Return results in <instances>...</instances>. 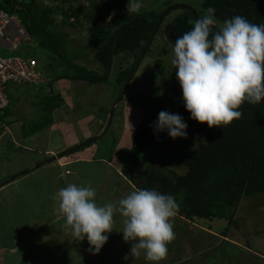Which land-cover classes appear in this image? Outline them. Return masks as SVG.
<instances>
[{
    "label": "rangeland",
    "instance_id": "rangeland-1",
    "mask_svg": "<svg viewBox=\"0 0 264 264\" xmlns=\"http://www.w3.org/2000/svg\"><path fill=\"white\" fill-rule=\"evenodd\" d=\"M153 1L145 2L144 8L154 5ZM162 2L165 1L162 0ZM127 3L128 0L47 1L49 6H56L68 12H79L78 18L81 25L76 28L67 25L64 30L70 35L75 56L82 57L75 62L100 74L104 72V69L94 58L92 48L88 47L92 39L90 28L95 25L112 26L119 19H128L132 14L126 11ZM163 3L158 4L160 8L156 7L166 11L172 6L187 5L192 6L197 15L201 10L200 0H173L170 6ZM144 8L141 11H146ZM183 9L185 8L173 10L164 18L123 100L117 105L125 85L117 82L118 73L132 64L125 53L114 58L112 75L103 83L53 81L62 72L61 67L49 60L36 58L45 77V83L14 86L15 93L17 90L19 94L12 93V103L9 106L13 114L6 120L5 125L0 127V138L11 128L18 130L20 123H25V130L30 131L34 125L45 118L44 100L52 97L49 96L50 84H54V94L59 98L52 101V104H61L54 112V123L50 130L42 133L45 140L35 143L37 146L32 145L33 147L48 145L45 150L48 148L54 152L50 153L52 157L44 159L36 169L37 175L40 172L38 178L46 176L49 182L37 183L36 176L28 174L25 181L22 180L11 190L4 192L14 196L13 209L11 205L8 207L12 210V219L16 221L14 225L17 227L21 225L26 230L24 233L19 232L18 229L15 232L10 231L13 225L10 226L7 217L0 212V223L3 227L0 230V238L3 237L2 240L6 243L15 244L12 234H22L21 240L23 238L26 241V247L19 257L22 256V259L26 261L25 264L34 262L35 259L37 261L43 259V262L38 264H151L145 260L143 252L138 257L131 255V242H125L122 234L126 218L119 213L114 217L115 223L113 231L108 234L109 240L99 254L89 251L90 246L86 238L83 241H76L69 228L66 227L67 230L62 228L65 226H61V230L56 228L61 225L59 221H62L64 217L59 209L56 193L69 184L90 185L97 192V203L103 205L107 202L118 203L120 199L137 190V187L122 175L117 153L122 148L131 147L136 129L144 119L150 118L153 125L161 111L175 114L174 104L184 103L181 86L179 89H173L180 83L171 63L174 47L171 38L176 39V37L171 29L168 30V25L178 15L184 13ZM56 19L59 22L60 14L56 16ZM76 19L74 18L71 22H75ZM17 25L22 29L19 22ZM16 32L13 38L21 41L26 49L25 52H29L28 48L32 46V42L26 35L20 36L19 32ZM2 55L16 54L3 53ZM164 72L166 76L173 73L170 77L164 78L166 86L159 80ZM161 82L163 90L157 89V94L161 96L157 98L159 103L161 102L158 104L153 99V95L155 86ZM183 105L180 104L182 111ZM113 108H115L113 121L105 133ZM187 133L186 139L173 140L166 131L161 132L160 136L156 134L155 139L158 144L155 139L150 144V150L157 153L156 157L162 154V148L168 149V155L162 162L164 168L161 173L164 176L172 178L174 175H184L188 171L182 159L199 148V140L188 128ZM14 134L10 137L5 135L0 141V148L4 146L7 148L6 150L4 148L5 154L0 151V178L5 182L14 178L15 175L10 176L11 171H18L22 164H30L35 157L39 159L37 150L35 154L25 151L16 141L19 138L18 134ZM93 138L98 139L79 150L66 153ZM181 197L182 195L174 198L177 205L180 204ZM19 210L27 216L14 217L15 212ZM53 214L56 215L54 219ZM236 215L239 228L237 230L231 228L227 235L223 236L220 231L227 227L225 221L195 220L192 222L176 214L171 221L175 239L168 244L167 258L161 264H185L189 261L192 262L188 264H264V194L244 197L236 210ZM45 219L49 222L53 221L51 225L54 229L52 226L45 227L43 224ZM15 240L21 243L19 238ZM28 243L30 247H27ZM207 251L210 253L209 260L197 262L194 260L196 256ZM18 261L21 260L18 259Z\"/></svg>",
    "mask_w": 264,
    "mask_h": 264
},
{
    "label": "trees",
    "instance_id": "trees-1",
    "mask_svg": "<svg viewBox=\"0 0 264 264\" xmlns=\"http://www.w3.org/2000/svg\"><path fill=\"white\" fill-rule=\"evenodd\" d=\"M47 1L49 0H0V8L15 15L22 29L29 35L32 46H29V52H26L28 55L32 58L49 60L61 67L62 72L53 81L103 83L112 75L114 58L125 53L132 64L126 70H121L117 76V82L121 85L125 84L161 15L165 12L164 9H159L158 4L163 3L162 0H154V5L144 8L146 11L133 13L125 20L119 19L114 24V28V25H95L90 28L92 39L88 47L92 48L94 58L104 69L100 74L75 62L82 57L75 56L70 35L64 30L67 25L72 28L81 25L79 12H68L56 6H49ZM147 1L149 0H144V3ZM164 1L163 5L173 4V0ZM200 1L201 10L198 17L202 18L207 8H215L217 28L222 27L225 20L236 15L246 17L254 24H264V0ZM183 11V14L178 15L168 25V30H172L176 39L191 30L197 20L192 10L183 9ZM59 14L60 20L57 22L56 16ZM74 18H77L76 21L71 22ZM176 39L171 38V41L175 43ZM22 50L26 49L22 48ZM171 75L172 72L168 76ZM168 76L164 72L159 79L164 83L163 85L167 84L164 78ZM162 82L157 83L154 88L153 99L158 104L161 102L159 103L157 98L161 96L157 94V89L163 90ZM53 87L54 84H50L49 96L52 97L44 100L45 118L30 131L25 130L26 126L23 125L24 137H32L53 125L54 112L61 105L52 104V101L59 99L55 96ZM179 87L180 84L175 85L173 89ZM9 96L11 105V91ZM180 104H174L175 114L184 118L190 132L199 140V148L182 159L188 171L184 175H174L172 178L161 173L164 168L162 162L168 155V149L162 148V154L157 157V153L150 150V144L153 143L156 134H153V129L150 127L152 125L150 118H146L138 125L131 147L122 148L117 153L121 173L137 189H156L175 199L182 195L177 214L186 221L192 222L225 221L227 227L220 232L223 236L227 235L231 228L236 230L239 228L236 210L243 198L264 194V103L256 106L245 103L240 109L244 113L243 117L222 128H209L206 123L201 124L191 119L190 113L185 107L182 111ZM12 114L10 106L0 113V127L5 125ZM159 140L161 141V138ZM159 143L161 145V142ZM161 164L162 166H159ZM208 251L196 256L194 260L196 262L209 260ZM190 262L192 261L185 264Z\"/></svg>",
    "mask_w": 264,
    "mask_h": 264
},
{
    "label": "clouds",
    "instance_id": "clouds-1",
    "mask_svg": "<svg viewBox=\"0 0 264 264\" xmlns=\"http://www.w3.org/2000/svg\"><path fill=\"white\" fill-rule=\"evenodd\" d=\"M143 8L144 0H128L126 11L139 14ZM205 11L191 30L175 40L171 63L190 118L209 128H222L243 117L240 109L245 103H264V24L236 15L216 28L215 8ZM150 127L154 134L166 131L173 140L188 136L184 118L169 111H161ZM56 196L65 227L76 241L86 238L93 254L108 242L119 213L126 218L122 234L125 242H131V255L143 252L151 264L167 258L168 244L175 239L171 221L178 210L172 196L145 188L118 203L100 205L92 186L76 184L61 188Z\"/></svg>",
    "mask_w": 264,
    "mask_h": 264
},
{
    "label": "crops",
    "instance_id": "crops-1",
    "mask_svg": "<svg viewBox=\"0 0 264 264\" xmlns=\"http://www.w3.org/2000/svg\"><path fill=\"white\" fill-rule=\"evenodd\" d=\"M12 90V93H15V89H11ZM15 94H19V92L17 93V90H16V93ZM23 125L24 126H26V124L25 123H20V125L18 126V130H16L15 128H11V130H7L6 131V129H5V131H6V134H2V138H0V141H2V139H3V137L5 136V135H8L9 137L11 136V135H13L14 133L17 135L18 134V136H19V138L21 139V140H19V138H17L16 139V141L17 142H19L21 145V147L22 148H24V150L25 151H27L28 153H33V154H35L36 153V150H37V153H38V155H39V159L38 158H33L31 161H30V164H22V166L20 167V169H18V171H14V172H12L11 171V175L10 176H12V175H15V178H13V179H11V180H9V181H7V182H5V181H3V179L1 180V178H0V181H3L2 183H0V209H2L0 212H2L3 213V216H6L7 217V221H8V223L10 224V226H12V229L10 230V231H13V232H15L16 231V229H18L19 230V232L21 231V233H24L25 232V230L26 229H24L21 225H19L18 227L17 226H15L14 225V223L16 222V221H14L13 219H12V216H11V214H12V210H9L8 209V207L11 205V208L13 209V205H12V201L14 200V196H12V195H10L9 194V192H7V194H5L4 192L5 191H9V190H11L14 186H17L18 184H20V182L22 181V180H26L27 179V175L28 174H32L33 176H36V179H37V183H42V184H46L47 182H49V179H48V177H46V176H43V178H38L39 177V174H40V172H39V174L37 175V172L36 171H38V170H36L37 169V165H39L40 163H42V161H44V159H48L52 154H50V153H54L53 151H52V149H48L47 148V150H45V148L48 146H44V147H33L32 145H34V146H37V144L35 145V143H38V141H44L45 139H44V136L42 137V133H46L47 131H49L50 130V128L49 129H47V130H45V131H41V132H39V133H37L36 135H34V136H32V137H29V138H26V137H24V133H23ZM14 133H13V132ZM13 133V134H12ZM14 134V135H15ZM13 137V136H12ZM1 143V142H0ZM20 147V148H21ZM4 148H5V150L7 149L5 146H4ZM4 148H0V151H2L3 153H4ZM5 154V153H4ZM41 156V157H40ZM46 157V158H45ZM52 157V156H51ZM26 169V170H25ZM44 169H48V168H44ZM24 170V171H23ZM34 170V171H33ZM20 171H22V172H25V173H22V172H20ZM31 171V173H28V172H30ZM27 172V173H26ZM20 174H22V175H20ZM19 175V176H18ZM19 178V179H18ZM14 180V181H13ZM67 183H69V182H67ZM6 195H7V198H6ZM15 212V211H14ZM18 212L20 213V214H18ZM16 214H14V217H18L19 216V218H22V217H26L27 215L23 212H21L20 210L19 211H17V212H15ZM53 216V219L56 217V215L54 216V214L52 215ZM33 219H34V217H33ZM46 219H47V217H46ZM44 220L45 222L43 223L44 225H45V227L47 228V227H50V226H52V228L54 229V226L53 225H51V223H53V221L52 222H49L48 220ZM38 221V220H37ZM60 222V224L61 225H59L58 227H56V228H59V230H61L60 229V227L61 226H65V217H63L62 218V221H59ZM57 223V222H56ZM12 224V225H11ZM27 228V227H26ZM63 229H66V227H62ZM3 229V227H2V223H0V230H2ZM68 229V228H67ZM66 229V230H67ZM39 230H41L40 228H39ZM1 232H3V231H1ZM1 235V234H0ZM22 235V234H21ZM21 235H19V234H12V237H13V240L15 241V244H10V243H6V242H4L3 240H2V238L3 237H1L0 238V264H25V262L26 261H24L23 259H22V256H21V258L19 257L22 253H23V249L26 247V241L22 238V240H21ZM20 239L21 240V243L19 244V243H17V241L15 240V239ZM27 247H30L29 246V243H28V245H27ZM84 251V250H83ZM60 252V251H59ZM58 254H60V253H58ZM51 256H52V253L50 254ZM50 256V257H51ZM18 259H20L21 261H18ZM41 262H43V259L42 260H39V261H37L36 259H35V261L34 262H30L29 264H38V263H41ZM27 264V263H26Z\"/></svg>",
    "mask_w": 264,
    "mask_h": 264
},
{
    "label": "built area",
    "instance_id": "built-area-1",
    "mask_svg": "<svg viewBox=\"0 0 264 264\" xmlns=\"http://www.w3.org/2000/svg\"><path fill=\"white\" fill-rule=\"evenodd\" d=\"M18 22L15 15L0 8V113L9 107L11 102L9 91L14 86L45 83L38 60L23 51L24 44L13 38L17 31L20 36L26 35L30 39L29 35L18 27ZM3 53L16 55L3 56Z\"/></svg>",
    "mask_w": 264,
    "mask_h": 264
},
{
    "label": "water",
    "instance_id": "water-1",
    "mask_svg": "<svg viewBox=\"0 0 264 264\" xmlns=\"http://www.w3.org/2000/svg\"><path fill=\"white\" fill-rule=\"evenodd\" d=\"M178 8H185V9H188V10H192V11L194 12V14H195L196 19H199L197 13L194 11V9L192 8V6H187V5H176V6L169 7V9H167V10L161 15V17H160V19H159V22H158V24H157V26H156L154 32L152 33L151 37H150L149 40L147 41V43H146V45H145V47H144V49H143V51H142V53H141V55H140V58H139L137 64L135 65V67H134L132 73L130 74L128 80L126 81L125 86H124V88H123V91H122V93H121V96L119 97V99H118L116 105H117L119 102L122 101V99H123V97H124V95H125V93H126L128 87H129L130 82L132 81V79L134 78V76H135V74H136L138 68L140 67V64H141V62H142L144 56L146 55L147 50H148V48L150 47V45H151V43H152V41H153L155 35L157 34L158 29H159V27L161 26V24H162L164 18H165L170 12H172L173 10H176V9H178ZM216 28H217V27H216ZM116 105H115V107H116ZM114 111H115V108H113V110L111 111V114H110V122H109V125H108L107 129L105 130V133L109 130V128H110V126H111V124H112L113 116H114ZM105 133H104V134H105ZM97 139H98V138H93V139H91V140H89V141H87V142H85V143H83V144H80V145H78V146L72 148L71 150L67 151L66 153L68 154V153H72V152H74V151H76V150H79L80 148H82V147H84V146H86V145H88V144L94 143Z\"/></svg>",
    "mask_w": 264,
    "mask_h": 264
}]
</instances>
